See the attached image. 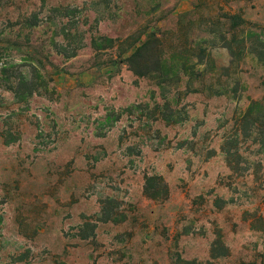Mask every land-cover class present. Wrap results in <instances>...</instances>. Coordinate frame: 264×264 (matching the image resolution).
<instances>
[{
  "label": "rangeland",
  "instance_id": "obj_1",
  "mask_svg": "<svg viewBox=\"0 0 264 264\" xmlns=\"http://www.w3.org/2000/svg\"><path fill=\"white\" fill-rule=\"evenodd\" d=\"M29 49L54 94L0 82V264H264V0H0Z\"/></svg>",
  "mask_w": 264,
  "mask_h": 264
},
{
  "label": "trees",
  "instance_id": "obj_2",
  "mask_svg": "<svg viewBox=\"0 0 264 264\" xmlns=\"http://www.w3.org/2000/svg\"><path fill=\"white\" fill-rule=\"evenodd\" d=\"M230 21L233 27H237L241 18L238 15H228L225 17ZM38 24L34 21L29 26L30 28L36 27ZM149 44L147 42L138 46L135 51L129 54L123 61L131 68V70L137 75H145L152 71L147 70L148 57L146 49ZM30 50V52H28ZM20 59L19 64L12 63L11 58L8 56H0V82L5 84L6 90L10 92L14 100L23 105L26 111L29 108V104L36 97H42L44 95L52 96L54 94V88L52 86L53 77L47 66H52V62L49 58H36L33 55L34 50L29 49ZM32 52V53H31ZM154 61L159 64L160 57H155ZM139 69H145L139 71ZM254 115L264 118V100L253 101L249 105L245 119L251 120ZM156 183L164 187V192L167 193V186L163 179L159 176L145 177V185L143 188L144 193L151 198L155 195L150 193V188L155 186Z\"/></svg>",
  "mask_w": 264,
  "mask_h": 264
}]
</instances>
